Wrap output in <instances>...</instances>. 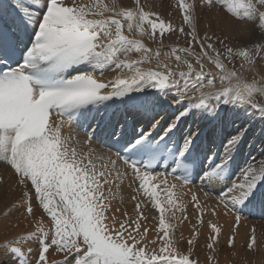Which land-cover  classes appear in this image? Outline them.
Wrapping results in <instances>:
<instances>
[{
  "label": "snow or ice",
  "instance_id": "snow-or-ice-1",
  "mask_svg": "<svg viewBox=\"0 0 264 264\" xmlns=\"http://www.w3.org/2000/svg\"><path fill=\"white\" fill-rule=\"evenodd\" d=\"M174 7L179 25L142 0H0V163L19 192L3 215L22 208L34 225L5 231L0 264H200L205 228L204 264H216L221 209L229 247L242 216L264 217V69L244 76L264 62V0ZM213 8L241 45L211 25L201 35ZM124 182L135 204L121 219L110 213ZM262 239L253 230L247 249Z\"/></svg>",
  "mask_w": 264,
  "mask_h": 264
},
{
  "label": "bare ground",
  "instance_id": "bare-ground-1",
  "mask_svg": "<svg viewBox=\"0 0 264 264\" xmlns=\"http://www.w3.org/2000/svg\"><path fill=\"white\" fill-rule=\"evenodd\" d=\"M119 2H121L124 5H129V4H131L133 2V0H119ZM142 3H146V4L150 5L155 11L161 12L165 16V18H168L169 14L171 13V19L173 21H175V23L177 25L180 24L179 13L177 12V10L174 7V5L176 3V0H142ZM223 15L224 14H223L222 9L220 10L218 8H213L211 11L206 10V13H204L205 18L200 20V32H201V35H203V32L208 29L209 25H211V30L212 31H215L217 35H221L222 37L223 36H227L229 38L228 41H230L231 44L234 43L233 41H236L237 45L242 44L244 42V40L247 39V37H242L240 32L237 30V28H239L240 26L238 25L236 27H232V26L226 24L224 22ZM201 18H202V16H201ZM242 23L243 22H241V25H242ZM180 39H182L181 36H180L179 40H177L176 35H170V36L167 35V36H165L164 44L165 45H173L174 46L177 43H179ZM146 43H148L149 47H151L153 50H155L156 44H153V43L147 42V41H146ZM168 50H169L168 48H165L163 51H168ZM163 51H162L161 57H160L161 60H164V58H165L164 55H163ZM133 55L135 57V54H133ZM143 66L144 67H148V65H143ZM153 67H155V61L153 62ZM184 70H186V69H184ZM253 71L254 72L256 71V76H257V73L261 72L260 70H256V68ZM262 74H264V73H262ZM114 76H115V72L112 71V70H109L108 72H106L104 74V78L105 79H112V78H114ZM244 76L247 79L251 80L250 77H249V71L248 70H246L244 72ZM219 87H221V85H220V83L218 81L217 84H216V88H219ZM205 90L207 91V89H205ZM80 135L83 136L82 131L80 132ZM0 175L3 176L4 180L8 181L7 184H3L2 186H0V232L3 229H5L7 231H12V232L14 231L15 232V234L13 233L14 235H16L18 233L25 232L26 230L25 231H18L17 230V225L15 223L8 224L10 221H19V220L20 221H25L23 219V217L21 216V213L23 212L22 208L13 211V214H12L11 217L5 218L4 215H3V213L6 211V209L14 207L15 202H16V200L18 198L19 192L13 190V188H14V178H11V179L9 178L10 177V170L6 171L5 170V166L2 163H0ZM169 179L171 180V178H169ZM172 182L175 183L176 181L172 180ZM131 191L132 190L128 187V183L127 182H124L122 184V187L118 188V191L116 190V186H114L113 200H112V212L110 214H115L118 218L122 219L123 218L122 214L125 211L132 212L135 202L131 200V196L133 195V193L131 194ZM184 192H185V197L184 198L189 202L188 208H187V214H188L191 222H189V220H185L179 226V228L177 229V232H176V236L179 235V238H180L181 233L183 234L184 238H189V236L191 235V225H192V223H195V218L193 216V207H192V202H191V192L189 191V188H185ZM122 193H123V195H122ZM198 195H200L201 202L203 203L204 202V198H203L202 191L199 192ZM208 203L211 204L212 201L209 200ZM116 209H119V211H116ZM37 213H39V211H37ZM221 213L222 214L218 218L219 219V223L222 225V232H223V236H222L220 242H223V243L226 244L227 236L231 234L229 232V229L231 228V226H232L234 221L229 216L224 215L222 209H221ZM152 214H155V212L152 211L151 215ZM39 215H40V213L37 214V216H39ZM247 217L248 218H253L251 216H247ZM247 217H246V219H244L245 217L242 218L241 219V223L238 226L239 228L237 227V230L235 232V238H234L235 242L238 241V237H239V233H240L239 229L240 228H242V232H246L251 226H252V228L254 227L250 223V220L247 219ZM204 219L208 220V219H213V218L205 215ZM25 222H29L31 224V221H25ZM31 230L32 229H29L27 231H31ZM203 231H204V235L199 238V241H200V244L204 246L206 244L205 236L207 235V229L205 228ZM257 231H255V232L257 233ZM259 231H260V229H259ZM260 234L261 233H259L258 238L261 237ZM9 236H11V235H9ZM177 241L179 243V240H177ZM262 244H264V241H262ZM262 244H261V249L259 248V246H258V248H259L260 256L263 255V257H264V245H262ZM179 246H180V248L182 250L186 251L185 245H181L179 243ZM258 248H256L257 251H258ZM221 257H222V255H221Z\"/></svg>",
  "mask_w": 264,
  "mask_h": 264
},
{
  "label": "rangeland",
  "instance_id": "rangeland-1",
  "mask_svg": "<svg viewBox=\"0 0 264 264\" xmlns=\"http://www.w3.org/2000/svg\"><path fill=\"white\" fill-rule=\"evenodd\" d=\"M206 10H204V13H206ZM204 13L201 15L202 18H200V20L205 18ZM167 35L168 34H166V36ZM181 37H182V39H180L179 43H177V44H179L180 46H186V38L183 36H181ZM227 42H229V46H237L236 41H233L234 43H232V44L230 41H227ZM237 67H239L238 62H237ZM261 69H264V62H262L261 64H258L256 66V70L261 71ZM253 70H255V68L249 71L250 79H252L254 76H256V71L254 72ZM257 159H259V157ZM121 187H122V185H120V187L119 186L116 187V190L118 191V188H121ZM131 194H132V191H131ZM122 195H123V193H122ZM18 196H19V194H18ZM127 212H129V211H127ZM39 213H40V211H39ZM39 213H37V214H39ZM149 214L151 215V213H149ZM244 217L242 216V218L246 219L247 216H244ZM247 219L250 220V223L254 227L252 228V226H251L246 232H242V228H240L238 241L237 242L234 241V245H235L234 247H229L227 245V242H226V244L223 242H220V244H219L220 250H219L218 255L216 257V264H264V257H263V255L260 256V252H259V248L261 249L262 242L259 245V248H258V246L256 247V248H258V251L256 250V248H254L253 250H248L247 246H246L247 236L249 235V233H251L252 230H255V231L258 230L259 231V229H260L259 232L258 231H257V233L255 232L257 234L256 235L257 238L259 236V233H261L260 235L264 234V220L263 219L260 220V219H256V218H248V217H247ZM12 223H15L17 225L18 231H25V230L27 231L29 229L33 230V227H34V225L32 223L30 224L29 222L20 221V220L19 221H10L8 224H12ZM4 231H6V234L8 233L9 235L15 234L14 231L12 232V231H7V230L3 229L0 232V240H3L5 238V232ZM177 237H178L177 240H179V243L181 245H186V241L188 238H184V240L181 241L179 239V235ZM259 238H261V237H259ZM262 241H264V240L262 239ZM262 245H264V244H262ZM195 251H196L197 255L194 256L193 258L194 259L198 258L200 260V264H204L206 257L210 254V253H208L209 250L206 248V244L203 246L200 244V241H199L198 247L195 249ZM221 255H222V257H221ZM53 258L61 259L62 257L61 256H55Z\"/></svg>",
  "mask_w": 264,
  "mask_h": 264
}]
</instances>
